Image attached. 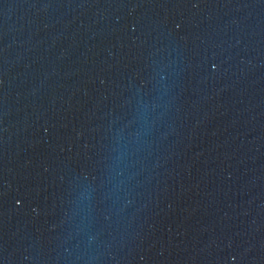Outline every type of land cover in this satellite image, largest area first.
Returning <instances> with one entry per match:
<instances>
[{
  "label": "water",
  "instance_id": "obj_1",
  "mask_svg": "<svg viewBox=\"0 0 264 264\" xmlns=\"http://www.w3.org/2000/svg\"><path fill=\"white\" fill-rule=\"evenodd\" d=\"M0 264H264V0H0Z\"/></svg>",
  "mask_w": 264,
  "mask_h": 264
}]
</instances>
